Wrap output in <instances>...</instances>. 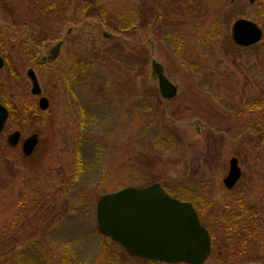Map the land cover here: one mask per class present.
Here are the masks:
<instances>
[{
	"label": "rangeland",
	"instance_id": "1",
	"mask_svg": "<svg viewBox=\"0 0 264 264\" xmlns=\"http://www.w3.org/2000/svg\"><path fill=\"white\" fill-rule=\"evenodd\" d=\"M12 1L26 25L2 13L0 25L15 21L10 36L32 27L40 57L66 43L60 60L39 70L34 54L20 56L26 87L13 103L46 97L50 106L19 131L39 137L32 157L5 148L8 132L0 137V264H166L127 255L98 229L99 198L128 186L161 183L201 197L205 227L211 204L242 195L264 204L262 150L251 143L264 132V0ZM239 19L262 29L261 42L233 41ZM152 60L175 98L161 96ZM3 91L13 96V87ZM233 157L243 176L228 190ZM218 251L212 246L205 264H223Z\"/></svg>",
	"mask_w": 264,
	"mask_h": 264
},
{
	"label": "water",
	"instance_id": "2",
	"mask_svg": "<svg viewBox=\"0 0 264 264\" xmlns=\"http://www.w3.org/2000/svg\"><path fill=\"white\" fill-rule=\"evenodd\" d=\"M103 35L112 38L108 33ZM232 36L238 46L250 47L261 42L263 31L255 22L239 19L233 24ZM60 46L45 60L55 59ZM152 69L161 96L167 100L175 98L178 89L166 77L163 65L153 60ZM49 104L46 97L41 98L42 110L48 109ZM6 119L7 111L0 105V132ZM241 177L239 159L233 157L223 183L232 190ZM96 218L100 233L136 257L168 264H204L212 251L210 232L201 224L193 203L172 196L160 183L145 188L124 187L102 195Z\"/></svg>",
	"mask_w": 264,
	"mask_h": 264
},
{
	"label": "flooded vegetation",
	"instance_id": "3",
	"mask_svg": "<svg viewBox=\"0 0 264 264\" xmlns=\"http://www.w3.org/2000/svg\"><path fill=\"white\" fill-rule=\"evenodd\" d=\"M34 1L37 3L39 2V0ZM55 8L56 5L53 4L44 7V9H52L53 11L55 10ZM16 10L17 9L14 6L12 0H0V18L2 17V13H5L6 15L7 13H9L11 14V16L9 15L10 19L12 18L11 20L15 18V20H18L16 22H22V24L24 23L25 26L26 21H19L18 16H16L15 14ZM9 23L12 24L15 23V21L0 25V105L3 106L7 111V119L3 125V128L1 129L0 137L8 132L5 148L9 151L21 149L22 153L24 154L23 156L26 159L32 157V155L35 154V151L38 149L40 140L36 135L32 136L34 137L33 139L29 137H23V134L19 133V131L21 132L22 130H24L27 125L30 126L31 124L38 123V118L41 112L46 111L47 109H41L40 100L42 97L38 98L37 104L33 101L27 102L22 97L19 100V103H21L20 105H15L13 103V98L16 96L14 90L16 91V88L24 89L26 87V82L24 80L22 72L23 66L20 64V56L34 54L30 60L33 62V64L36 65L37 69L39 70L43 64L57 63L60 60L66 40L64 38H60L56 42V44L47 52L46 56L40 57L38 54L41 41L39 39L38 33L31 27V29L28 28V31L22 34L17 33L18 36L17 34L10 36L8 31ZM71 33L72 29H69L67 32V36H69ZM58 45L61 46L58 50L56 58L53 60H45L50 56L51 51ZM33 76L35 77V72L33 70L29 71L28 77L30 78V80L33 79ZM5 86L13 87V96L9 97V92L5 93L3 91V87ZM11 123L18 128H9V125ZM30 152V155L26 154Z\"/></svg>",
	"mask_w": 264,
	"mask_h": 264
},
{
	"label": "trees",
	"instance_id": "4",
	"mask_svg": "<svg viewBox=\"0 0 264 264\" xmlns=\"http://www.w3.org/2000/svg\"><path fill=\"white\" fill-rule=\"evenodd\" d=\"M262 134L259 139L251 137V143H256L255 148L262 150L259 153L262 155H257L255 158L257 164L259 162L258 165L263 167L262 170L264 172V161H260L261 157H264L263 131ZM165 188L172 195L177 194L179 198L191 201L199 212L201 221L204 219L205 208L201 197L192 193L188 195L189 197L181 196L178 191L170 189L168 186ZM211 206H213L215 213L212 223L210 222L207 228L211 233L213 249L219 250L218 256L221 257L222 263L242 264L243 261L238 259L242 255L243 257L250 256L251 260H258L261 262L260 264H264V204H247L244 202L242 195L233 202H226L224 205L219 202V204L215 203V205L211 204ZM16 221L11 226H14L17 223ZM8 230L9 228L3 234L6 235ZM0 249L4 251V247L0 246ZM123 251L126 253L125 250ZM126 254L128 255V253Z\"/></svg>",
	"mask_w": 264,
	"mask_h": 264
}]
</instances>
